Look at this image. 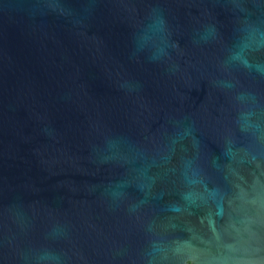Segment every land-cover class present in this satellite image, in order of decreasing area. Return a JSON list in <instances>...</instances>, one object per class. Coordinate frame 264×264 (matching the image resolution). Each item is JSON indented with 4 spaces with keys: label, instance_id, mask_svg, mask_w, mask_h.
I'll use <instances>...</instances> for the list:
<instances>
[{
    "label": "water",
    "instance_id": "obj_1",
    "mask_svg": "<svg viewBox=\"0 0 264 264\" xmlns=\"http://www.w3.org/2000/svg\"><path fill=\"white\" fill-rule=\"evenodd\" d=\"M0 264H264V0H0Z\"/></svg>",
    "mask_w": 264,
    "mask_h": 264
}]
</instances>
